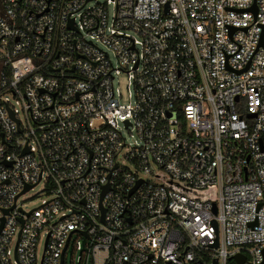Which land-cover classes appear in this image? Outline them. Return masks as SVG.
<instances>
[{
  "label": "built area",
  "instance_id": "built-area-1",
  "mask_svg": "<svg viewBox=\"0 0 264 264\" xmlns=\"http://www.w3.org/2000/svg\"><path fill=\"white\" fill-rule=\"evenodd\" d=\"M71 247L264 264V0H0V264Z\"/></svg>",
  "mask_w": 264,
  "mask_h": 264
},
{
  "label": "rangeland",
  "instance_id": "rangeland-1",
  "mask_svg": "<svg viewBox=\"0 0 264 264\" xmlns=\"http://www.w3.org/2000/svg\"><path fill=\"white\" fill-rule=\"evenodd\" d=\"M119 81H120V83L117 85H119L121 87L122 92H123V97H122L121 102L122 103L129 102V98H128V77H127V75L122 74L119 78ZM123 133L129 142H134L138 139V136H137L135 131L128 130L125 127L123 128ZM42 189H43V186L39 185L36 188L29 191L25 195L24 200L26 202L27 208H29V209L35 208L41 204V201L43 198V196L41 194ZM73 253H74L73 247H71L69 249V251L67 253V257H66V263L67 264H76L74 261Z\"/></svg>",
  "mask_w": 264,
  "mask_h": 264
},
{
  "label": "water",
  "instance_id": "water-1",
  "mask_svg": "<svg viewBox=\"0 0 264 264\" xmlns=\"http://www.w3.org/2000/svg\"><path fill=\"white\" fill-rule=\"evenodd\" d=\"M255 9H256V6H255ZM215 246H217V243ZM236 258L238 259L239 264H243L244 258L241 255H237Z\"/></svg>",
  "mask_w": 264,
  "mask_h": 264
}]
</instances>
